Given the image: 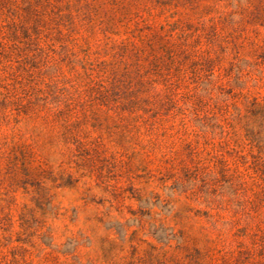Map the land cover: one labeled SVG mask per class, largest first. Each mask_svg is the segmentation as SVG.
<instances>
[{
	"label": "rangeland",
	"instance_id": "374dc122",
	"mask_svg": "<svg viewBox=\"0 0 264 264\" xmlns=\"http://www.w3.org/2000/svg\"><path fill=\"white\" fill-rule=\"evenodd\" d=\"M0 264H264V0H0Z\"/></svg>",
	"mask_w": 264,
	"mask_h": 264
}]
</instances>
